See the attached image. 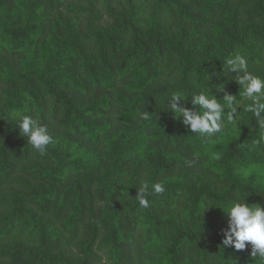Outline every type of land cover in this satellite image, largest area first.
<instances>
[{
  "label": "trees",
  "instance_id": "1",
  "mask_svg": "<svg viewBox=\"0 0 264 264\" xmlns=\"http://www.w3.org/2000/svg\"><path fill=\"white\" fill-rule=\"evenodd\" d=\"M237 51L264 74V0H0V264H261L222 237L228 204L264 206V129L200 137L167 112L238 96ZM15 111L48 126L43 155ZM145 180L166 192L142 208Z\"/></svg>",
  "mask_w": 264,
  "mask_h": 264
},
{
  "label": "clouds",
  "instance_id": "2",
  "mask_svg": "<svg viewBox=\"0 0 264 264\" xmlns=\"http://www.w3.org/2000/svg\"><path fill=\"white\" fill-rule=\"evenodd\" d=\"M222 67L226 76L234 75L231 80L240 86L238 96L226 93L224 85L217 88L218 96L201 87L187 102L185 93L173 92L167 100V112L200 137H212L225 131L229 125L235 130L242 122V113H252L257 124L264 129V74L251 71L248 57L239 51L230 55ZM207 78L210 79V75ZM220 93H224L222 98ZM188 102L192 107L186 106ZM11 118L18 122L21 136L27 138V143L42 155L54 142L48 126L39 119L23 111L11 113ZM142 119L149 120V114L143 113ZM165 192L163 182L149 184L145 180L139 184L135 198L140 207L147 208L149 195L160 196ZM202 206L205 210L212 207L222 209L213 200L205 201ZM226 208L223 211L228 217V224L223 230V246L233 247L236 251L247 250L251 246V256L259 257L264 264V206L249 204L247 198L241 197Z\"/></svg>",
  "mask_w": 264,
  "mask_h": 264
}]
</instances>
